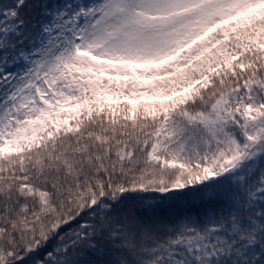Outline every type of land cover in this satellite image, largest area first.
<instances>
[{"label": "snow or ice", "instance_id": "1", "mask_svg": "<svg viewBox=\"0 0 264 264\" xmlns=\"http://www.w3.org/2000/svg\"><path fill=\"white\" fill-rule=\"evenodd\" d=\"M0 264H264V0H0Z\"/></svg>", "mask_w": 264, "mask_h": 264}]
</instances>
